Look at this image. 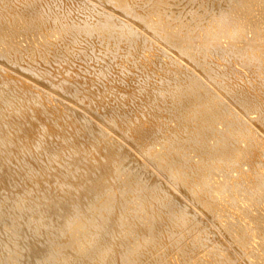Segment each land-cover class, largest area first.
Returning a JSON list of instances; mask_svg holds the SVG:
<instances>
[{
    "label": "bare ground",
    "instance_id": "6f19581e",
    "mask_svg": "<svg viewBox=\"0 0 264 264\" xmlns=\"http://www.w3.org/2000/svg\"><path fill=\"white\" fill-rule=\"evenodd\" d=\"M34 1L28 0L26 4L22 2V5L23 3L25 5L19 8L15 15L7 13L3 8L4 5L0 4V43H2L0 46V248L3 249V252L6 251V253H0V264H20L18 261H21L22 246H25L28 253L27 264H191L190 258L192 256L188 254L191 253L188 251V247L194 246L195 242L197 247H200L201 244L198 242L200 234L196 231L200 223L197 217L203 216L201 212L204 210L217 208L221 199L220 195L229 198L230 203L235 205L237 213H241H239L241 217L238 215L240 219H237L241 220L242 218L244 221L246 218L247 220L244 223H241L242 220L241 222L238 220L237 222L226 221V224L222 225L221 231L227 238L231 239L233 244L243 248L242 251L248 264H264V163H262L263 166L258 164V167L253 164L254 158L259 156L257 154L260 152V156L262 155L260 150L263 153L264 134L261 131L257 132V130L248 128L245 124L246 121L243 122L246 126L243 128L242 125H239L242 122L238 124L237 118L235 121L236 116L234 118L230 116L231 110L229 108L231 106L228 105L230 102L227 103L226 98L224 101L227 104L217 100L225 95L218 94L220 87H214L215 90L210 87V81L208 82L209 85L204 84L198 81L199 78L192 73L187 74L188 77L181 81L173 80L174 83L171 82L170 85L166 82L160 85L162 90L169 93V106L175 107L177 112H174L176 114L175 119L179 121L178 126H171L166 131L163 144L159 142L163 134L161 135L157 129H152L151 125L148 127L147 125L150 123L146 122L145 124L147 117L143 121L144 118L140 119L138 116L139 121L136 117L134 123L132 120L135 118L132 120L124 119V117H128L127 114L121 117L117 111L110 113V115L104 111L105 114L102 113V119L108 117V125L114 128L118 124L117 122H126L129 123L126 128L127 131L133 129V132L138 134L136 140L132 142L134 146L124 143L122 139L127 133L120 138V131L118 136H115L116 141L111 143L112 140L107 141V132L105 135V128L108 126L105 121L94 120L89 112L87 113L81 107L78 108L75 104L76 99L75 103L72 101L71 104L69 99L67 101V98L63 97L60 106L52 108L56 115L46 111V107L43 105L45 98H42L45 93L42 94L41 92L45 91L51 96L54 93L52 89L58 88L60 85L65 90L63 92L68 93L69 96H77L79 92L74 90H72L74 92H70L67 89L66 86L69 84L65 83L67 79L63 82H57L55 77L45 79L41 76L42 73L39 74L40 68L29 66L30 63L21 59V55L26 59L25 53H32L37 50L38 45L35 46L31 43V50L26 51L25 47H17L16 42L6 43L13 31L11 26L14 24H19L22 27L21 30L24 28L34 32L33 38L36 39V35L43 30L46 21L52 20L59 32L67 31L71 36H75V42L76 37L80 35L79 33H82L86 38H91V40L95 34L102 33L105 37L112 38L111 41L120 38L127 44L135 45L140 33L134 30L129 22H126L127 20L117 19L114 13L116 10L133 17L136 22L140 23L143 30L150 32V35H156L160 39V43L162 41L169 50H176L178 56H184L194 64L199 63L205 66L209 71L210 78L211 76L220 77L221 81L219 79L218 81L222 84H225L229 74L231 75L229 62L234 63L233 67H239L242 72H239L240 70L236 67L235 71L232 70V72H239L241 74L239 77L233 72L234 76L244 84V86L240 85L234 89L233 94L237 100L236 103L244 110V114H259L260 108H264V0H153L146 3L137 0L140 2V6L138 5L140 12L134 11L136 7L138 8L134 3L135 0H92L96 4V6L94 5L96 9L97 7L102 9L99 10V13L94 11V19H90L92 15L90 18L86 16L91 8L88 9L83 1V5L85 4L84 6L89 10L85 14L89 19H85L84 16V19L77 18L78 22H76V18V21H73V18L66 15L65 11L63 15L69 18V21H66L67 18L63 17L62 12L58 13L61 9L55 10L58 5L53 8L58 0L55 3L52 1L53 6L52 2L51 4H44L47 0L43 2L45 6L39 4V0L37 3ZM64 2L65 0L62 4ZM72 2L74 0H71L70 6L67 7L74 8L75 5H80L79 1V4L75 1L76 4L73 3V7L70 4ZM90 4L92 6V2ZM81 7L82 5H80L79 10L83 8ZM75 11L77 12V10ZM67 12L72 16L70 10ZM76 12H73L74 17L80 15V12ZM93 13L90 12V14ZM66 26L69 28L66 29ZM31 32L30 34H32ZM90 35H94V37ZM88 38L85 42L87 45ZM80 39L83 38L80 37L77 40L80 41ZM158 39L155 40L158 42ZM79 41H77L78 44L83 42L82 40ZM82 44L84 45V43ZM156 55L152 54L148 58L146 66H155V62L157 63L158 60ZM214 56L215 59L218 57L216 62L222 61L221 64L224 63L223 65L226 67L224 72L215 68L216 65H213L216 63L215 61L212 62L215 67L209 63L210 60L214 59ZM209 57L212 58L209 59ZM174 59V56L171 55L167 62H162V67L167 71L186 76L184 68ZM208 59L209 61H207ZM24 61L25 66L20 65L18 68H13L18 65L17 63H24ZM50 61L52 62V59ZM69 61L66 59V62L69 63ZM66 62L64 61L61 65ZM48 65L51 67L50 64ZM148 68L146 69L148 70ZM18 69L21 72H18ZM44 72L47 73V71ZM244 73L250 77L253 75L252 80L254 79L257 84L250 85L249 82L251 81L244 78L245 82L243 83L240 76H245ZM53 74L55 73L52 72L51 75ZM17 76L21 79H17ZM58 76L60 78L59 74ZM36 79L40 81L34 82ZM93 81L95 80L93 79ZM238 81L237 83L240 84ZM71 82L73 81H70V85ZM45 83L48 86L46 85L44 88ZM33 85L39 92L30 90ZM141 86L140 83V88ZM144 86L142 88L146 87ZM224 86L227 88L226 85ZM108 88L111 89L109 85ZM137 88L134 89L137 91ZM104 89L106 91V87ZM161 89H158L159 92ZM92 90L95 91L96 89L92 88ZM140 90L138 89V91ZM222 91L224 92V90ZM138 95L141 96V94ZM81 97L80 99H82ZM132 97L135 100L134 96ZM101 98L100 96V100ZM181 98L183 99L181 100ZM227 100L230 99L227 98ZM260 102H262L263 107H259ZM152 104H154L152 101L146 103L150 106V110H152ZM231 104L233 105L234 101ZM49 108L51 107L49 106ZM95 109L92 108L91 110ZM169 110L173 111L171 108ZM237 110L238 108L234 110V112L236 111L235 115L239 113ZM147 111L144 112L147 113ZM190 113L196 115V119H198L196 125L188 124L190 118L187 115ZM76 114L78 116H75ZM103 115L106 117L103 118ZM246 115L242 116L246 117ZM155 116L157 117V115ZM150 118L154 119L153 116ZM157 118L160 120L159 116ZM151 119L148 118L149 121ZM246 119L244 118V120ZM251 120L249 119L247 123ZM260 120V122L258 121L259 126H264V116ZM66 123H70L72 127H76L77 123H80V128L86 130L88 134L98 133L102 136L103 141L114 145H108L96 152L95 155L99 156L100 159H92L89 162L88 158V160L86 159L87 164H84L85 158L80 160V157H83L82 155L85 153L82 148L83 144L76 142L74 138L75 135L80 136V134L74 128H71L74 134H71V130L66 131V128L64 130L62 125ZM256 127L258 126H255V129ZM42 132L49 135L47 138L52 140L56 138L57 141L48 146L44 142L46 139H43L44 133L42 134ZM91 140H93L92 137ZM51 141L49 140V142ZM128 142L130 141L128 140ZM158 144L161 145V149L164 148L166 151L156 150L155 154H151ZM171 148L173 151L168 153ZM68 149L71 154L66 156L65 153ZM37 150H42L45 159L48 157L57 166V168L54 167L57 170L53 167L52 169L57 171L58 176L54 174L56 176L53 177H57L55 180L61 190L57 187L59 190L56 189L55 191L58 190L59 195L52 192V189L51 191L45 190L42 186L46 175L50 179L49 174L46 173L48 167H45L48 161L45 164H38L43 163L44 159L37 162L39 160L35 157L38 154H36ZM102 154L104 155L103 158L101 157ZM189 154H198L199 159L197 161L189 159ZM135 155L140 158L139 161H135ZM251 158L253 163L250 161ZM247 159L248 162L252 163L248 174L243 171H241L242 174H240L241 172L237 173L236 169ZM59 161L63 164H58ZM51 162H48V165H51ZM226 162L231 163L229 165L232 167L231 171L226 170ZM83 164L86 167L90 166L88 167L89 171L84 170L86 168L81 166ZM237 170L239 171V169ZM240 170L245 171L246 169L241 168ZM53 171L50 173L51 175L55 173ZM215 171L218 172L216 179L213 178ZM233 171H236V176L231 175ZM9 172L16 175L17 178L19 177L18 179L22 183L18 182L25 185V187H21V191L12 189L19 183L13 187L11 184L8 186L9 179L12 177ZM149 173L153 174L151 178H147ZM50 180L53 182L52 177ZM55 180L54 185L56 184ZM44 183L46 185V182ZM179 186L185 187L186 197L171 193ZM237 196L242 197L238 198ZM213 199L216 200V203L211 205L210 202ZM190 201L196 202L199 206L193 207L195 213L192 214L189 213L192 204ZM157 214H160L162 218L152 226L150 217ZM26 235L28 239L24 240L23 237ZM201 237L202 240L206 239V237ZM187 240L189 246L186 243ZM206 241L207 239L204 242ZM192 242L194 243L191 244ZM168 243L170 246L171 243L177 245L173 246L178 248L171 249L173 251L166 255ZM207 243L205 244L207 245ZM163 248H166L165 256L167 257H162V253V256L160 255V250ZM225 250L228 251V248ZM180 256H182L181 260L179 259ZM217 257H220V262L223 264H231L232 262L231 258L223 257L222 254H217ZM250 257L254 261H250ZM175 259L179 261L176 260L177 262H175Z\"/></svg>",
    "mask_w": 264,
    "mask_h": 264
},
{
    "label": "rangeland",
    "instance_id": "374dc122",
    "mask_svg": "<svg viewBox=\"0 0 264 264\" xmlns=\"http://www.w3.org/2000/svg\"><path fill=\"white\" fill-rule=\"evenodd\" d=\"M2 1V2H1ZM6 1V2H5ZM7 1L8 0H0V4H2V5H4V10L7 12V13H9L10 15H15L16 13V11L19 9V8H21V7H23V5H25L27 2H28V0L25 2V0H10V1H8V3H7ZM32 2L34 1V0H31ZM37 1L38 0H35L34 2H36L37 3ZM44 1H46V0H39L38 2H39V4H41V5H44V4H51V2L53 1L54 3H55V1L56 0H47V2L45 3ZM64 0H58V3L56 2L55 3V5L53 6V2H52V6H53V8H55V6L57 7V5H58V7H57V9L55 8V10H59V9H61L60 11H58V13L60 12H62V15L63 14H65V11H66V15H68L69 17H72L73 18V21H76V19L78 18H80V19H84V16H85V14L86 13H88V9H90V11H89V14H86V16H88L89 18H90V16H91V18L90 19H94V17H95V12H97V13H99V10H102V9H99L98 7H97V9H96V4L92 1V0H88L89 1V4L92 2V6H91V4H90V7H89V4H88V1H87V3H86V1L85 0H74V2H72V3H70L71 4V6H73L74 7V4H76L75 3V1L79 4V2H80V5H82V9L81 10H79L80 9V5H75V7L74 8H72V7H67L68 5H69V2L71 1V0H68L69 2L67 3V0H65V2L62 4V2H63ZM73 1V0H72ZM79 1V2H78ZM85 2V4L88 6V9H87V7L86 6H84L83 5V3L82 2ZM153 0H141V2H143V3H146V2H152ZM3 2H5V3H3ZM22 2H24L23 3V5H22ZM43 2H44V4H43ZM50 2V3H49ZM134 2V1H133ZM74 3V4H73ZM135 5H139L140 6V2H137V0H135ZM22 5V6H21ZM64 5H66V6H64ZM95 5V6H94ZM45 6V5H44ZM51 6V7H52ZM70 6V5H69ZM79 6V7H78ZM94 6V7H93ZM139 6H138V8L136 7V9L134 10V11H137V12H140V8H139ZM64 7V8H63ZM86 7V8H85ZM93 7V8H92ZM108 7H111V5H108ZM63 8V9H62ZM70 10V13H71V15L72 16H70V14H69V12H67V11H69L68 9ZM78 8V9H77ZM95 8V9H94ZM74 9V10H73ZM92 9H94V10H92ZM64 10V11H63ZM73 10V11H72ZM75 10H77V12H80V15L78 16V14H77V16L78 17H74V13L73 12H76ZM79 10V11H78ZM112 10H115V9H112ZM84 11H85V13H84ZM95 11V12H94ZM109 11V10H108ZM76 12V13H77ZM90 12L91 13H93V14H90ZM111 12V11H110ZM82 13V14H81ZM84 13V14H83ZM115 15H116V17H117V19H120L121 21H126V22H129V24H130V26H132V28L134 29V30H136L137 32H139L140 33V36H139V38H140V41H139V38H138V40H136V43H135V45L134 44H127L123 39H117V40H112L111 41V39L112 38H109V37H105L102 33H99V34H95V37H94V35H90V36H92V37H94L92 40H91V38H88V40L90 41V44H91V46H90V44H89V41L87 42L88 43V45L85 43L86 41H87V38L82 34V33H79L80 35V37L81 38H83V39H86L85 41L83 40V39H80V41L82 40L83 42L82 43H84V45L82 44V43H79L78 44V42L77 41H79V40H77L78 38H80L79 36H77L76 37V42H75V36H71V34L70 33H68L67 31H64V32H59L56 28H55V23H53V21L52 20H47L46 21V23H45V25L43 26V30L42 31H40L39 32V34H37L36 35V39H34L33 38V36H34V32L32 33L31 31H28L27 29V31L23 28V30H21L22 29V27L19 25V24H14L13 26H11V28L13 29V31L10 33V36H9V38H7V40H6V43H10V42H16V45H17V47H19L20 48V46L21 47H25V49H26V51H29V50H31V46H32V44L33 45H38L39 46V48L37 49V50H35L34 52H32V53H25L26 54V56H27V58L25 59L24 57H22V55H21V59H24V60H26V62H28V63H30L29 64V66H32V67H36L37 69H39L40 70V73L39 74H41V76L42 77H44L45 79H48L49 77H55L56 78V81L58 82V81H66V79H67V81L65 82V83H69L68 84V86H66L67 87V89L70 91V92H74V91H77V92H79V94H77V96L78 95H80V96H78L79 97V99H78V97L75 95V96H72V95H67L65 92H63V91H65L62 87H58V88H54V89H52L53 91H54V95L52 96H50V94L49 93H47V92H41L42 94H44L45 93V95L46 94H48V95H44V97H43V95H42V98L44 99L43 101V105L46 107V111H48L49 113H52V115H56V113L54 114L53 113V109L55 108V106L57 107V106H60V102H62L61 101V99H63V97H65V98H67V101H68V99L70 100V102L69 103H71L72 104V101H74V103H75V101L77 100V102L75 103V104H77V106H78V108H80L81 107V109H83V110H86V112L88 113H90V116L94 119V120H96L97 119V121H99V122H104L105 121V124H107L108 125V121H109V119H108V117H106L105 115H103V118H105V119H102V113H104L105 114V112H108L109 113V115H110V113H113V112H118L119 114H120V116L122 117V116H124L125 114H127V116L128 117H124V119H126V118H129L130 120H132V119H134V120H132L134 123H135V121H136V119L138 118V121H139V117H140V119H143L144 118V120L143 121H145V119H146V117H147V119H146V121H145V124H146V122H148V123H150V124H148L147 126L149 127V125H151L150 127L152 128V129H157V130H159V133L162 135L161 136V138H160V144H163V139L164 138H166L165 137V134H166V131L168 130V129H170V127L172 126V127H176V126H178L179 125V121L178 120H176L175 119V117H176V114L174 113V112H176V109H175V107H170L169 106V103L168 102H170L169 101V98H168V96H169V93L168 92H166V91H164V90H162L161 88H162V86H160V85H162V84H164V82H166V83H168L169 85L171 84V82L172 83H174L173 82V80H176V81H181V80H183L184 78H186V77H188L187 76V74H189V73H192V74H194L196 77H198L199 79H197L198 81H201L202 83H204V84H208L209 85V83L211 84L210 85V87H212L213 89H215V88H219L220 89V91L222 92H220L219 91V95H222V94H225L224 96L222 95V97H220V98H218L217 100H219V101H223L224 103H226L225 101H224V99L227 101V103L228 102H230V103H228V105H230L231 106V108H229L231 111V114H230V116H233V118L235 117V121H236V118H237V123L239 124V123H241L242 122V124H239L240 126L242 125V127L244 128V126H245V124H246V126L248 127V128H251V130H257V132L258 131H261V133H263L264 134V126H259V123H258V121L260 122L261 120L260 119H262V117L264 116V108H260V112H259V114H257V113H250V114H244V110H242V108L236 103V99H235V95L233 94V92L235 91L234 89H237L238 88V86H244V84H242L241 82H240V80L238 81L237 79H239V78H237V77H239V75H241L239 72H242L240 69H239V67H237V66H235L238 70H240L239 72H237V73H239L238 75H237V73H235L234 71H235V67H233L235 64L234 63H232V62H229V64H228V66L230 65L231 67V75L229 74V77H228V79H227V83L225 82V84H222L220 81V77H212L211 76V78H210V74H209V71H207L208 69L207 68H205V66H203L202 64H199V63H196V64H194L193 62H191V60H189V59H187V58H185L184 56L183 57H180V56H178L177 54V51L176 50H173V49H171V50H169L165 45H164V43L161 41V43H160V39H158L157 38V36L156 35H150V32H148L147 30H143L142 28H141V26H140V23L139 22H136L135 21V19L133 18V17H130V16H128V15H126V14H122V13H120L119 11H116L115 10ZM122 14V15H121ZM61 15V14H60ZM64 16L63 15V17L65 18H67L68 16ZM81 15H83V16H81ZM124 15V16H123ZM85 16V19H89V18H87ZM62 17V18H63ZM82 17V18H81ZM97 17V16H96ZM76 18V19H75ZM154 18V17H153ZM68 19V20H67ZM67 19H65L66 21H69V18H67ZM77 19V21L76 22H78L79 20ZM64 20V21H65ZM71 21H72V19H71ZM187 21V20H186ZM16 27V28H15ZM67 28H69V26H66V29ZM19 29V30H18ZM21 32H24V33H21ZM29 32V33H28ZM30 32L32 33V34H30ZM152 34V33H151ZM83 36V37H82ZM85 37V38H84ZM154 37H155V39H158V42L154 39ZM33 38V39H32ZM153 40H155V41H153ZM79 41V42H80ZM32 43V44H31ZM93 43V44H92ZM86 44V45H85ZM137 45V46H136ZM0 46H2V43H0ZM87 46V47H86ZM90 46V47H89ZM171 51V52H170ZM152 54H154V55H156V56H158V57H156V56H153V57H156L158 60H157V63H158V65H157V63L155 62V66H156V68H154L155 66H153V68L151 69V67L152 66H150V65H147L146 66V64H147V60H148V58H150V56H152ZM172 55V56H174V60H176V62H178V64L182 67V68H184V71H185V74H186V76L185 75H180L179 73H177V72H170V71H167V70H165L163 67H162V64L164 63V62H167L168 61V57H170V56ZM17 57H20V56H18L17 55ZM37 57V58H36ZM46 57V58H45ZM164 59H163V58ZM42 58V59H41ZM47 58H48V60H47ZM160 58V59H159ZM212 58V57H211ZM210 57H209V59H211ZM216 57L214 56V59H212V60H210V64L212 65L213 63V61H215L216 62V60L218 59V57H217V59H215ZM34 59V60H33ZM52 59V62L50 61ZM66 59L69 61V63L68 62H66ZM151 59H153V58H151ZM166 59V60H165ZM209 59L207 60V61H209ZM45 60V61H44ZM160 60V61H159ZM31 61V62H30ZM64 61L66 62L65 64H63V65H61L62 63H64ZM154 61H156V60H154ZM154 61H152L153 63H154ZM218 61H220V60H218ZM231 61V60H230ZM54 62H55V64H54ZM163 62V63H162ZM214 62V63H215ZM40 63V64H39ZM218 65H217V64ZM215 64H213V65H216V67L215 66H213V67H215L216 69H220L219 71H222V72H224L225 70H226V67H224V63L223 64H221L222 63V61H220V62H216ZM18 65H16L15 67H13V68H18L20 65H24V64H26L25 63V61H24V63L22 62H20V63H17ZM36 64H38V65H36ZM46 64V65H45ZM48 64H50L51 65V67L48 65ZM59 64V65H58ZM68 64H69V66H68ZM226 64V63H225ZM36 65V66H35ZM55 65V66H54ZM66 65H67V68H66ZM71 65V66H70ZM107 65H109V67H106ZM25 66V65H24ZM39 66H41V67H39ZM227 66V65H226ZM46 67H47V69H49V70H47L46 69ZM60 69H59V68ZM147 67H149L148 68V70L146 69ZM51 68H52V70H51ZM61 68H63V69H61ZM116 68V69H115ZM230 68H229V70H230ZM233 68V69H232ZM46 69V70H45ZM57 69V70H56ZM69 71H68V70ZM53 73H55V74H53V75H51L52 74V72ZM55 70V71H54ZM228 70V69H227ZM232 70H234L233 72L235 73V75L237 76H234V73L232 72ZM44 71H47V73H45ZM57 71H59V72H57ZM63 71V72H62ZM18 72H21L19 69H18ZM50 72H51V74H50ZM66 72V73H65ZM76 73H77V75L78 74H80V75H78V77H75V76H77L76 75ZM120 73V74H119ZM233 73V74H232ZM248 74H250L249 72H247ZM58 74L60 75V78H59V76H58ZM64 74V75H63ZM67 74V76H65ZM73 74V75H72ZM48 75V76H47ZM51 75V76H50ZM72 75V76H71ZM243 75H245V73L243 74ZM40 76V77H41ZM57 76V77H56ZM62 76H63V78H62ZM71 76V77H70ZM74 76V77H73ZM209 76V77H208ZM247 76V77H246ZM79 77H80V80H81V82H80V80H79ZM82 77H85V78H82ZM234 77H236L234 80L232 79V78ZM242 77V78H241ZM246 77V78H245ZM249 77V78H248ZM17 79H21L19 76H17L16 77ZM87 78H88V81H87ZM231 78V79H230ZM246 80V79H248V80H250L251 82H249L250 83V85H254V84H257V83H255V81H254V79L252 80V78H253V75L250 77L249 75H245V76H240V79H242L243 81V83L245 82L244 81V79ZM61 79V80H60ZM69 79V80H68ZM72 79H74V80H72ZM84 79V80H83ZM90 79V80H89ZM93 79L95 80V81H93ZM215 79V81L213 82V80ZM218 79L220 80V81H218ZM78 80V81H77ZM230 80H233L232 82H230ZM40 80L39 79H36V80H34V82H39ZM70 81H73V82H71V85H70ZM107 81V82H106ZM109 81V82H108ZM112 81V82H111ZM210 81V82H209ZM212 81V82H211ZM236 81V82H235ZM237 81L240 83V84H238L237 83ZM94 82V83H93ZM111 82V83H110ZM209 82V83H208ZM234 82H235V86L233 85L234 84ZM253 82V83H252ZM41 83H43V82H41ZM75 83V84H74ZM89 83H91V84H89ZM109 83V84H108ZM137 83V84H136ZM138 83H139V85H138ZM140 83H141V88H140ZM145 83V84H144ZM147 83V84H146ZM181 83V82H180ZM219 83H221L220 85H219ZM252 83V84H251ZM84 84H85V86H84ZM86 84H89V85H86ZM149 84H150V87L152 86H154L153 88H150L149 87ZM238 84V85H237ZM46 83H45V86H44V88L46 87ZM74 85V86H73ZM100 85H102V86H100ZM105 85V86H104ZM107 85V86H106ZM108 85L111 87V89H109L108 88ZM146 87H145V86ZM214 85V86H213ZM224 85H226L227 86V88L224 86ZM237 85V86H236ZM48 86V85H47ZM87 86H89V87H87ZM93 89H96L95 91L94 90H92V88ZM145 87V88H142V87ZM156 86V87H155ZM224 86V87H223ZM34 87V85L32 86V87H30V90H32L33 89V91H36V92H39V90L37 91V88H33ZM70 87V88H69ZM78 87V88H77ZM83 88V90H82V88ZM101 87H103V88H101ZM106 87V91H105V88ZM135 87H138L137 88V91L134 89ZM150 88V91H148L149 89L148 88ZM157 87H158V89L160 88L161 89V93L159 92V90L157 89ZM215 87V88H214ZM222 87H223V89H222ZM233 87V88H232ZM236 87V88H235ZM62 90H60V89ZM76 88V89H75ZM80 88H81V91H80ZM91 88V89H90ZM129 88V89H128ZM131 88H132V90H133V93H134V95H133V93H132V90H131ZM156 89V90H151V89ZM225 88V89H224ZM231 88H232V90H231ZM47 89H48V87H47ZM71 89V90H70ZM109 89V90H108ZM124 89H126V90H124ZM128 89V90H127ZM138 89L140 90V91H138ZM144 89V90H143ZM72 90H74V91H72ZM91 90V91H90ZM97 90H99V92H97L96 93V91ZM101 90V91H100ZM111 90V91H110ZM216 90V89H215ZM222 90H224V92L222 91ZM104 91V92H103ZM125 91V92H124ZM227 91V92H226ZM229 91V92H228ZM231 91V92H230ZM88 92H90L89 94H88ZM126 93V94H123V93ZM141 92V93H140ZM145 92H146V95H145ZM148 92V93H147ZM151 92H153L152 94H151ZM155 92H157V93H155ZM218 92V91H217ZM226 92V93H225ZM252 92V91H251ZM84 95H83V94ZM102 93V94H101ZM109 93V94H108ZM141 94V96H139L138 94ZM158 93H160V94H158ZM228 93H230V94H232V95H228ZM91 94V95H90ZM137 94V95H136ZM143 94V95H142ZM157 94V95H156ZM59 97H57V96ZM64 95H66V96H64ZM81 95H82V97H81ZM128 97H126V96ZM154 95V96H153ZM56 96V97H55ZM85 96H86V98H85ZM94 96V97H93ZM98 96H99V98H98ZM100 96L102 97L101 98V100H100ZM105 96V97H104ZM132 96H134V98H135V100H133V97ZM137 96V97H136ZM158 96H160V97H158ZM226 96V97H225ZM55 97V98H54ZM80 97L82 98V99H80ZM140 97H141V99H140ZM146 97H150V98H146ZM152 97V98H151ZM90 98V99H89ZM144 98V99H143ZM223 98V99H222ZM227 98L228 99H230V100H227ZM50 99V101L48 102V100ZM76 99V100H75ZM132 99V100H131ZM146 99H148V100H146ZM183 98H181V100H182ZM234 99V100H233ZM54 100V101H53ZM80 100V101H79ZM86 100V101H85ZM93 100V101H92ZM47 101V102H46ZM82 101V102H81ZM149 101H152V102H154V104H152V106H151V109L152 110H150V106H148V105H146V103L147 102H149ZM233 101H234V106L231 104V103H233ZM55 102V103H54ZM263 102V101H262ZM262 102H260V104H259V107H263V105H262ZM88 103V104H87ZM226 103V104H227ZM59 104V105H58ZM84 104V105H83ZM263 104H264V102H263ZM87 105V106H86ZM94 107H93V106ZM237 105V106H236ZM49 106L51 107V108H49ZM89 106V107H88ZM148 106V107H147ZM85 109H84V108ZM91 107V108H90ZM147 109H146V108ZM238 108V112L239 113H237L238 115H235V112H234V110H236L237 108ZM53 108V109H52ZM62 108H63V106H62ZM89 108V109H88ZM95 109V110H93L94 111V113H93V111L91 110V109ZM149 108V109H148ZM172 109L173 111H171V110H169V109ZM235 108V109H234ZM239 108H240V110H239ZM52 111H50V110ZM146 112L147 110L149 111H151V113H149L148 111H147V113L149 114V116H148V114L147 113H145L144 111ZM55 111V110H54ZM98 111V112H97ZM105 111V112H104ZM122 111V112H121ZM241 111V112H240ZM262 111V112H261ZM121 112V113H120ZM153 112H154V114H153ZM234 112V113H233ZM243 112V113H242ZM96 113H97V116H96ZM99 113V114H98ZM128 113H130L129 115H128ZM156 113V114H155ZM177 113V112H176ZM242 113V114H241ZM260 113L262 114L261 116H260ZM141 114V115H140ZM239 114H241V116L242 115H246V117L245 116H239ZM150 115H152L153 116V118L155 119H157L158 120V116H159V119L161 120H154V119H151L150 117H152V116H150ZM155 115H157V117L155 116ZM75 116H78V114H76ZM126 116V115H125ZM139 116V117H138ZM81 117V116H80ZM117 117V116H116ZM133 117V118H132ZM137 117V118H136ZM187 117L188 118H190V119H188V124H190V125H196L197 124V122H198V119H196V115L194 114V113H190V114H188L187 115ZM246 119L247 117H248V119H246V120H244V118ZM258 117H261L260 119L258 118ZM115 118V117H114ZM113 118V119H114ZM148 118L149 119H151L150 121L148 120ZM239 118H240V120H239ZM241 118H242V121H241ZM17 119V121H18V118H16ZM251 120V119H253V120H251V121H249L248 123H247V121L248 120ZM257 119V120H256ZM107 120V121H106ZM148 120V121H147ZM255 120H256V122H255ZM244 121H246V123L244 124L243 122ZM253 121V122H252ZM120 122H121V124H120ZM62 123H64V122H62ZM118 124H119V126H118V124H116L115 125V129L113 128V127H111L110 125H105V126H107L106 128H105V135H106V132H107V141L108 140H112L111 141V143H114L113 141H116V138H115V136H118V132H119V137L121 138V136H123L124 134H126L124 137H123V139L122 140H124V143H126V144H128L129 146L130 145H133L134 146V143L132 144V142H134V140H136V137H138V134H136V132H133V129H132V131H131V129H129V131H127L128 129H126L127 127H128V125H129V123H126V122H122V121H119V122H117ZM123 123V124H122ZM153 123V124H152ZM250 123L252 124L251 126H250ZM78 125H76V127H72L71 126V124L70 123H66V124H63L62 125V128L65 130V128H66V131L68 130V131H70L71 130V128L73 129H75V130H78V134H80V136L79 135H75L76 137H74L75 138V140H76V142H79V143H82L83 144V146H82V148L85 150V153L82 155L83 157H80V160H81V158L83 159V158H85V163L84 164H87V162H86V159L88 160V158H89V162H91L92 161V159H96V160H98V159H100V157L98 156H96L95 154H96V152H98L100 149H102V148H104V147H106V146H108V145H114V144H108V142H105V141H103L102 139L103 138H101L102 136L100 135V134H98V133H94L93 135L92 134H88L87 133V131L86 130H84L83 128H80L81 127V124L80 123H77ZM162 124H163V126H162ZM244 124V125H243ZM253 124H257V125H255V126H258V127H256V129H255V126L253 125ZM69 125V126H68ZM80 125V126H79ZM249 125V126H248ZM71 126V127H70ZM79 127V129H78V127ZM219 126V125H218ZM245 126V127H246ZM111 127V128H110ZM117 127H120L119 129L117 128ZM220 127V126H219ZM252 127H253V129H252ZM259 127H260V129H259ZM110 128V129H109ZM126 129V130H125ZM259 129V130H258ZM84 130V131H83ZM111 130H113V131H111ZM124 130H125V132H124ZM55 131H57V130H55ZM54 131V132H55ZM72 132H71V134H74V131L73 130H71ZM85 131H86V133H85ZM121 131H122V133H121ZM58 132V131H57ZM57 132H55V133H57ZM84 134H83V133ZM110 134H109V133ZM115 132V133H114ZM39 133H40V131H39ZM44 132H42V134H43ZM76 133V134H77ZM134 133V134H133ZM260 133V132H259ZM83 134V135H82ZM87 134V135H86ZM113 134H115V135H113ZM117 134V135H116ZM46 133H44V135H42L43 136V139H46V141H44L45 143H47V145L49 146V144L50 143H54V141H57V139L56 138H54V139H56V140H52V139H49V138H47V137H49V135H47ZM90 135V136H89ZM77 136H78V138H77ZM85 136H87L88 137V140H87V137H85ZM129 136V137H128ZM133 136V137H132ZM46 137V138H45ZM91 137H92V139L93 140H91ZM50 138H51V136H50ZM85 140H84V139ZM126 138V139H125ZM51 141V142H49V140ZM81 139V140H80ZM133 139V140H132ZM91 140V141H90ZM128 140L131 142V144H130V142H128ZM87 141V143L85 144V142ZM89 141V142H88ZM136 142V141H135ZM59 143V142H58ZM88 144V145H87ZM160 144H158V146H155V148L152 150V152H151V154H155L156 153V150H160V151H162V150H164V151H166L164 148L163 149H161V145ZM243 144V143H242ZM45 146H46V144H44ZM87 145V146H86ZM44 146V147H45ZM38 152H36V154L38 153H40L39 155L37 154H35L36 156V158L37 159H39V160H37V162H40V161H43V159H44V161H43V163H38V164H45L47 161L50 163L51 161L49 160V158L48 157H46V159H45V157H44V153H42L40 150H37ZM173 150H172V148L171 149H169L168 150V153H170V152H172ZM261 151V156H260V152H259V154H257V155H259V156H256L255 158H256V161H255V158H254V163H253V160H252V158H251V162L254 164V166L256 165V167H258V164H261V165H259V166H263V164L262 163H264L263 162V159H264V149H263V153H262V150H260ZM43 156H42V155ZM71 153H70V151H69V149H68V151L65 153V155L66 156H69ZM87 154V155H86ZM41 155V156H40ZM86 155V156H85ZM38 156V157H37ZM39 156H40V158H39ZM96 156V157H95ZM136 157H134V159H135V161H139V157L137 156V155H135ZM44 157V158H43ZM102 158L104 157V155L102 154V156H101ZM91 158V159H90ZM136 158H138L137 160H136ZM188 158L189 159H192V160H194V161H197L198 159H199V157H198V154H189V156H188ZM261 158H263L262 160H261ZM41 159V160H40ZM260 159V160H259ZM91 160V161H90ZM258 160V161H257ZM248 162V159L245 161V163L243 162V164H241L242 165V167H241V165H240V167L239 168H237V169H239V171L236 169V171H237V173L238 172H241V171H243V172H245V173H247L248 174V172H249V168L251 169V166H252V163L251 162ZM262 161V162H261ZM48 162H47V165L45 164V167L47 168L48 167V170H49V168H50V170L52 169V167H53V169H55V170H57L56 168H57V166H55L54 164L55 163H52L51 162V165L49 164L48 165ZM82 162H84V160H82ZM258 162V163H257ZM126 163V162H125ZM128 163V162H127ZM247 163H248V165H249V167H248V165H247ZM256 163V164H255ZM58 164H63L61 161H59V163ZM84 164L83 165H81V166H83L84 168H86V169H84L85 171H89V169H88V167H90V166H84ZM227 166H226V170H229V171H231L230 169L232 168V167H230L229 165L231 164V163H229V162H226L225 163ZM251 164V165H250ZM57 165V164H56ZM224 165V164H223ZM51 166V167H50ZM253 166V167H254ZM54 167H56V168H54ZM246 169L245 171L244 170H240V169ZM53 169L51 170V172H50V170L48 171L47 170V172L46 173H48L49 174V177H50V179H51V177H52V179H53V182H52V180H50V179H48V175H46L45 177H44V180H43V187H44V189L45 190H49V191H51V189H52V192H54L56 195L58 194L59 195V192H58V190L60 189V187L57 185L58 183H57V177H53V176H56L57 175V171H53ZM52 171L53 172H55V173H53V175H51L50 173H52ZM236 171H233V172H231V175L232 174H234V176H236V174L237 173H235ZM243 172H241L240 174H242ZM218 172L217 171H215V176H213V178L214 179H216L217 177H218V174H217ZM9 174H10V172H9ZM54 174H56V175H54ZM152 175L153 174H150L149 173V175H147V178H151L152 177ZM10 176H12L14 179L12 180V177H10V179H9V181H10V183L8 184V186H11L12 185V187L13 186H15V185H17L18 183H19V185H17V186H15V188L13 187H11L13 190H18V191H21L22 190V188L21 187H25V185H23V184H21L22 182L20 181V179H18L17 178V176L16 175H13V174H10ZM15 176H16V178H17V181H16V179H15ZM58 176V175H57ZM56 179V180H55ZM64 179V178H63ZM54 180L56 181L55 183V185H54ZM16 181V182H15ZM18 181H20V182H18ZM49 181V182H48ZM14 182V183H13ZM44 182H46V185H45V183ZM16 183V184H15ZM51 183H53V184H51ZM11 184V185H10ZM21 184V185H20ZM52 185V186H51ZM56 186V188L54 189V187ZM50 187H53V188H50ZM59 189H58V188ZM17 188H19V189H17ZM56 189H58L57 191H55ZM184 189H185V187L184 186H182V188L179 186V187H176V190L174 191H172L171 193H173L174 195H176V194H178V195H182V196H184V197H186V192L184 191ZM61 190V189H60ZM203 190H204V188H203ZM203 193H204V191H203ZM221 197V199H220V203L218 202V206H217V208H215V209H212V210H210V209H208L207 211L206 210H202L203 212H201L202 213V215L203 216H198L197 217V219H198V222H200L199 223V226H198V228H197V232L200 234L199 236H200V239H198L199 241V243H201L200 244V247H197V243L195 242H192L191 244H193L194 243V246L192 245V246H189V244H188V240H187V244H188V251L190 252L191 251V253H188L189 255H191L190 257V259H191V264H197V263H199V264H223V263H221L220 262V257H217V254H222V256L223 257H226V258H231V260H232V262H231V264H235V262H236V264H246L248 261H247V258L244 256V252L242 251L243 250V248H239V247H237L235 244H233L232 242H231V239H229V238H227L226 236H225V234H223V232L221 231L222 230V225H224V224H226V221H228V222H237V220L238 221H240L241 222V220H242V218H241V220H239L240 219V217H241V215H239V213L240 212H238L237 213V211H236V207H235V205L234 204H232V203H230V200H229V198H224V196L223 195H220ZM222 197H223V199H222ZM238 198H241L242 196H237ZM218 201V200H217ZM192 204L190 205V209H189V213H195V208H193V207H197L198 206V204L196 203V202H194V201H190ZM223 202V203H222ZM224 202H226V203H224ZM151 203H153V201H151ZM216 203V200L215 199H213V201H211L210 202V204L211 205H213V204H215ZM230 204V205H229ZM221 205V206H220ZM225 206V207H224ZM199 207V206H198ZM221 209H220V208ZM165 209V208H164ZM167 209V208H166ZM220 209V210H219ZM221 211V212H220ZM222 211H225V212H222ZM237 214V215H236ZM241 214V213H240ZM264 214V213H263ZM229 215V216H228ZM238 215L240 216V217H238ZM228 216V217H227ZM162 218V216L160 215V214H157L156 216L154 215V217L153 216H151L150 217V222H151V225L152 226H154L155 224H156V222L157 221H159V219H161ZM203 218V219H202ZM237 218H239V219H237ZM208 220V221H207ZM219 220V221H218ZM245 221H247L246 220V218H244V221L242 220V222L241 223H244ZM202 222V223H201ZM204 230H206L205 232H203ZM218 230V231H217ZM219 235H220V237H219ZM222 235H223V237H222ZM201 236H203V238L204 237H206V239H207V241L206 242H204L206 239H203L202 240V237ZM220 238H221V240H220ZM225 239V241H224V239ZM23 239L24 240H26V239H28V236L26 235V236H24L23 237ZM210 241H209V240ZM227 239V240H226ZM202 241V242H201ZM209 241V243H207ZM191 242V241H190ZM204 242V243H203ZM221 242H222V244L226 247H222L223 245L221 244ZM205 243H207V245L205 244ZM231 245H230V244ZM205 244V245H204ZM174 244H172L171 243V246L169 245V243H168V245L166 246V248H163L164 249V252H163V249H161L160 250V255H161V253H162V257H167V256H165V251L167 250V252H166V255H168L169 253H171L174 249H177L178 247H176V248H174V246H177V245H174ZM230 245V246H229ZM169 246H170V248H169ZM233 246V248H231ZM192 247H193V249H192ZM196 247H197V249H196ZM40 248V247H39ZM39 248H38V250H39ZM228 248V251L227 250H225V249H227ZM21 249H22V251L20 252V256H21V258H20V260L21 261H18V262H20V264H27V262H28V253H27V250L25 249V246H22L21 247ZM35 249H37V248H35ZM166 249V250H165ZM168 249H170V251H168ZM171 249H173V250H171ZM190 249V250H189ZM195 249V250H194ZM230 249V250H229ZM234 251H233V250ZM237 250V252H236V250ZM33 251V250H32ZM227 251V252H226ZM0 253H6V251H4L3 252V249L2 248H0ZM168 253V254H167ZM192 253H193V255H192ZM231 253H233L232 255H231ZM239 253H240V255H239ZM229 255V256H228ZM236 255V256H235ZM243 255V256H242ZM231 256H233V257H231ZM189 257V256H188ZM236 257V258H235ZM182 259V256H180L179 257V259ZM244 258V259H243ZM169 259V258H168ZM180 259V260H181ZM235 259V260H234ZM250 259V261H254V259L252 258V257H250L249 258ZM176 260H178V259H175V262H177ZM237 260V261H236ZM179 261V260H178ZM245 261V262H244ZM248 264V263H247Z\"/></svg>",
    "mask_w": 264,
    "mask_h": 264
}]
</instances>
